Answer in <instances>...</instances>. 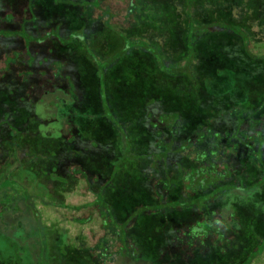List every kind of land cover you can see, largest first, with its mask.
Listing matches in <instances>:
<instances>
[{
	"label": "rangeland",
	"instance_id": "1",
	"mask_svg": "<svg viewBox=\"0 0 264 264\" xmlns=\"http://www.w3.org/2000/svg\"><path fill=\"white\" fill-rule=\"evenodd\" d=\"M41 2V32L59 27L60 34L32 39L20 30L31 19L27 5L0 12L4 116L20 106L19 122L26 128L33 119L29 128L39 134L25 157L0 163L1 210L4 201L27 199L28 210L19 204L24 231L11 213L0 220L10 240L23 236L31 254L32 233L43 237L42 264L48 255L53 264H103L119 254L133 264H264V0H104L102 10L114 17L96 10L93 18L82 3L67 12L70 22L59 3ZM29 42H37L31 51ZM8 72L23 106L6 87L1 93ZM71 125L87 151L77 147L54 164ZM169 128L174 142L162 144L157 132ZM190 134L202 149L207 142L218 148L211 156L217 164H207L201 178L196 164L172 169L162 158L170 151L169 160L190 161L202 152ZM239 137L243 162L225 164L226 155L239 159ZM234 165L241 168L232 173ZM211 210H218L215 220ZM191 236L198 245H186Z\"/></svg>",
	"mask_w": 264,
	"mask_h": 264
},
{
	"label": "trees",
	"instance_id": "2",
	"mask_svg": "<svg viewBox=\"0 0 264 264\" xmlns=\"http://www.w3.org/2000/svg\"><path fill=\"white\" fill-rule=\"evenodd\" d=\"M7 1H9V0H0V12H2L3 10L4 11H12L13 9H15L17 7H20L22 5H27L28 12H29V14L31 16V19L30 20H22L21 29L20 30L24 31L28 37H30L32 39L33 38L40 39V38H42L43 36H45L49 32L58 31V33H59V30H58L59 27L51 28L50 31H48L46 33L41 32V30H40L41 23H39V20L37 18V14H38L37 11L38 10L36 9L38 7V2L42 3L41 0H22L24 2L26 1V3L25 4L22 3V5H20V6L17 5L19 3L18 1L12 0L13 3L11 5V7L8 5L9 2H7ZM45 1L46 2H43V3H48L49 6H56V4L59 3L60 4L59 6L62 8L61 9L62 10L61 14H63L64 18L67 19V20L69 18V17L66 16L67 12L71 11L73 9V7H81V5H79V4H82V3L87 4L86 5L88 7L87 10L90 12L89 14H91V16H93V18H94V13H95L96 10H99L101 12L99 15H97V17L98 16L100 17V15L103 14V12H106V11L111 15V17H114V15H115L114 13H112L110 11L109 7L103 8L105 10H102V3L104 2V0H95L96 3H95L94 7H92L90 5V2H88L89 0H45ZM134 4H135V1H130L129 4H128V9L127 10H129L131 5H134ZM31 20H34L35 23H32ZM5 21L6 22L13 21V16L11 14L7 15L5 17ZM27 23H31L30 25H31L32 29H30V30L26 29V24ZM79 24H80V26L78 27V31L83 33V34L81 33V35L83 36L82 39H79V40L82 43L83 49L85 48L86 50H88L87 45L82 41L83 39H85V34L84 33H85L86 29H85L84 26L81 25L80 21H79ZM42 25L45 26V23H42ZM98 27L102 28L104 26L100 24V25H98ZM66 31H65V33H66ZM55 39L59 43L62 44V42L59 41L58 38H55ZM52 40L53 39H51L49 41L51 42ZM104 40L106 41L105 38L103 39V41ZM20 41H22V40H20ZM22 42H23V45H24V47L26 49L24 41H22ZM87 43H89V42H87ZM36 44H37V42H29L27 44V47L31 51V50H33L35 48ZM62 46H66V45H62ZM52 50L53 49H51L50 51H52ZM23 53L26 54V50ZM66 57L68 58L69 54L66 55ZM27 65H28V63H27ZM103 74H105V73H103ZM29 76H30V74L27 75V74L24 73V75H23L24 81L27 82V80H28L27 77H29ZM7 77H9V79H7V82L2 83L3 90H2L1 93L5 92V87H6V89L10 90L11 94L14 97H16V99L20 100L21 103H19V105L23 106V104L25 103L23 98H20L19 96L16 95L15 92H13L11 90L13 88L14 82L11 81L12 77L10 75V72H8V75L5 78H7ZM0 87H1V85H0ZM22 88H23V86H22ZM0 106H1V110H2V111L0 110V128L4 127L3 130H0V163L1 162L3 163V160L4 161L7 160L8 164H13V163H15L16 160L19 161L18 159H22L23 157H25L26 151L28 149V148H26L27 144L28 145L33 144V146H34L38 142V141L36 142V140H38L39 134H38L37 129H35L36 131L34 133V131H32V129L29 128V124L31 123V120H33V119H30V118L28 119L26 128H24L23 124H21L19 122L18 119L21 116V113L18 112V109L20 108V106H18L16 108L15 112L12 113V116L9 115L8 117L4 116V114L6 112L5 109L6 108L9 109L7 107V105L5 104V102L4 101H0ZM33 113H34V111H33ZM263 121H264V119L260 120L261 123ZM254 125H255V123H254ZM244 126H245L244 124L241 125L240 129L244 130V128L246 126H248V124L246 123V126L245 127ZM254 128L257 130V129L260 128V126L259 125H255ZM226 129L227 130L231 129L229 124H227V128ZM6 132H8L9 134L6 133ZM174 132H175L174 129L169 128L166 131L160 130L159 132H157V135L160 136V141H162L161 142L162 144H168V143H173L174 142L173 138L176 136ZM67 133H68L67 137L62 138V137L59 136L60 140H59L58 144L56 145L55 151L53 150L54 152H57L55 154V163L54 164L58 163L57 161H60V160L64 161L65 160V156L68 155L70 152L74 153V151H75V153H77L76 152L77 150H75L77 147H80L81 149H83L82 146H81L82 139H79V137H78V128L77 127H73V125H71L70 129L67 130ZM16 135H18V137H16ZM12 136H14L13 139H11ZM250 136H253V133H250ZM16 138H18V140ZM29 138H31L33 140V142H32V140H31V142L30 141L28 142ZM187 139L189 140V142H192V144L195 145L194 148L197 147V148H199L200 150H203V151L199 152V149H198L197 152H199V153H196V152L192 153V155L194 157L190 161H187V160H183L182 161L181 158L184 159V157H181L178 160H173V159L169 160L170 151H168V153H164L162 155V158L164 160H166V163H170V166H171L172 169L177 167V169L181 170V169L185 168L186 164H196V166L194 167L195 175H198L199 178H201V176L204 175V174H202V170H204V172L206 173V170H205L206 169V165L207 164H215L217 162L215 159H212L211 156H212V154L215 151L218 150V148L214 147V143L209 144V142H207V143H205V144H207L205 149H202L201 146H200L201 142L196 138L195 135H192V134H190ZM12 140L13 141L17 140V141L14 142V145L10 146L9 144L12 142ZM236 140L238 141V144H237V147L235 148L236 150H235L234 154L235 155L238 154V149H239V153H245V150H244V147H243L244 146L243 145V139L241 137H239V139L237 138ZM20 142H22V143H20ZM11 150H13L14 152L11 151ZM83 150L87 151V149H83ZM259 150H263L264 151V137H263V140H262V142H261V144L259 146ZM188 152H190V149H189ZM188 152L186 151L184 153H188ZM203 155L207 156V159H205L206 157H204V160H203L201 158ZM226 156H227V160H226L225 164H241L243 162V160H242L243 157L242 156L240 157L239 154L237 155V157L239 158L237 161L233 160L232 156H229V155H226ZM228 159H230V160H228ZM173 161H176V162H173ZM171 164H174V165H171ZM252 164L254 165L255 163L252 162ZM2 165H0V166H2ZM62 167L63 166L61 164H57L56 165V168H57L56 175L57 176H62V173L64 172V171H62V173H61V168ZM214 167H216V166H214ZM237 168H241V167H239V165H234V166H231V168H229V170L232 173H234V171ZM69 169H71V168H69ZM207 170H208V168H207ZM209 171H211V170L209 169ZM231 172H230V174H231ZM247 178H249L248 175H247ZM204 180H207V176L206 175L204 176ZM210 184L214 188L218 187V182L217 181H212ZM256 185H259V184H256ZM5 188H7V187H5ZM166 190L168 191V189H166ZM0 192L3 195H7L6 191L3 192L2 189H1ZM190 195H192V193H190ZM9 200L4 201V203L6 205H9L8 208L5 205V207L2 206L3 210H1V207H0V220L3 219L4 215H6L7 213H11L14 216L13 219H15V226L18 229H21L22 231H24L23 230V221L20 220V213H21V217H22L23 216V212L21 211V207H19V204L21 202H24L23 205H24V207H26V204H27L26 200L27 199L24 198L23 200H21V199L18 198V199L13 201L15 204L14 203L11 204V200H10V202H9ZM13 204H14V207H13ZM189 207L190 208H194L193 204L190 205ZM13 208H15V213L14 214L12 213ZM27 210H28V208H27ZM33 217H34V219H35V221L37 223L38 218L36 216H33ZM77 221H80V220H77ZM9 226H11V225H9ZM2 227H6L5 224H2ZM5 231H6V229L2 230L0 228V264H42V262L44 261V256H43V253H42L44 247H41V245H39V243L43 240V237L40 236V241L38 242V239L35 237V234H34L35 232L32 233L31 236L33 237V243H31L29 245V247L31 249V254H29L28 250L26 249L27 246H26L25 239L23 238V236H22L21 240H19L18 238L17 239L14 238V240L13 239L10 240L11 239L10 236L8 234H6L7 232L5 233ZM195 231H196V228H195ZM225 234H226V236H228L229 233H225ZM214 235H215L214 233H211L209 238H214L215 239ZM191 238L192 239L187 240V242H186L187 246L188 245L195 246V245L199 244V243H197V241L195 239H193L192 236H191ZM178 242L181 243V244L183 243L181 241H178ZM109 246H110V248L112 250H116L118 248L117 247L116 249H114V246H112L111 244H109ZM24 253H26V256L24 255ZM29 255L31 256V258H29ZM119 255H117V256L114 255L112 258H110V260H104L103 264H116V263L119 264V263H122V262L124 264H133V263H131L132 260H130V258L123 257L124 255H120V256ZM24 257H27V260L30 259V261H25ZM47 257L49 258V260L46 263L47 264H53V261H54L53 257L51 255H48ZM123 258H125V259H123ZM141 262H143L145 264H150V262L148 263V261H145V260H142Z\"/></svg>",
	"mask_w": 264,
	"mask_h": 264
},
{
	"label": "flooded vegetation",
	"instance_id": "3",
	"mask_svg": "<svg viewBox=\"0 0 264 264\" xmlns=\"http://www.w3.org/2000/svg\"><path fill=\"white\" fill-rule=\"evenodd\" d=\"M48 52L50 53L51 51H48ZM215 164H217V162H216ZM214 168L216 169V167H214ZM217 213H218V210H211V213H210V215H211V216H210L211 219L215 220V219L217 218V217H216V216H217ZM218 216H220V215H218ZM201 217H202V216H201ZM211 219H210V220H211ZM198 222H199V221H198ZM210 235H211V234H209V236H210ZM187 240H189V239H186V241H187ZM178 241L184 242V241L181 240V239L178 240Z\"/></svg>",
	"mask_w": 264,
	"mask_h": 264
}]
</instances>
